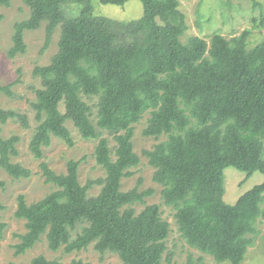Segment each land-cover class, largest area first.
<instances>
[{"label":"trees","instance_id":"1","mask_svg":"<svg viewBox=\"0 0 264 264\" xmlns=\"http://www.w3.org/2000/svg\"><path fill=\"white\" fill-rule=\"evenodd\" d=\"M99 1L123 6L128 0ZM10 2L0 0V5ZM23 2L29 14L13 25L9 57L25 51V30L45 22V49L60 25L57 51L48 64L32 71L41 87L31 102L37 124L29 151L41 158L52 137L71 146L65 125L70 120L82 138L97 139L94 157L105 175L80 184L79 160L69 159L60 173L42 161L44 181L55 189L31 203L17 196L14 215L25 221L26 231L14 244L15 254L44 235L52 251L70 253L93 243L100 254L116 253L119 264H162L169 225L160 206L133 207L153 189H121V179L132 175L130 168L140 161L133 150V124L149 111L142 134L166 137L142 154L154 167L163 202L175 209L180 236L216 262L241 264L258 233L257 219L264 221V182L228 204L223 171L233 167L246 176L264 174V39L249 47V31L244 30L231 38L214 32L208 40L191 36L182 41L187 27L178 0H140L142 14L126 21L95 14L91 0ZM65 4H74L75 12L65 14ZM0 92L16 96L11 84L0 85ZM8 119L29 125L25 113L0 107V123ZM102 131L112 136L113 149ZM18 141V135H0V167L15 179L31 174L12 161ZM94 184L100 190L89 196ZM4 185L0 180V188ZM78 224L83 226L72 238ZM5 227L0 221V237ZM170 256L167 252L168 262ZM30 264L59 262L39 254ZM184 264L205 262L188 255Z\"/></svg>","mask_w":264,"mask_h":264},{"label":"rangeland","instance_id":"2","mask_svg":"<svg viewBox=\"0 0 264 264\" xmlns=\"http://www.w3.org/2000/svg\"><path fill=\"white\" fill-rule=\"evenodd\" d=\"M178 8L185 15L186 30L181 36L182 41L188 37L199 36L209 39L211 34L219 32L226 38L239 35L248 30L247 46L252 47L264 39V0H178ZM95 14L106 15L110 18L126 21L137 18L142 14L140 0H128L123 6L102 4L99 0H91ZM76 10L74 4L63 5L66 14H72ZM0 85L11 84V90L16 96L10 97L0 92V107L23 112L28 117L27 128L21 126L16 120L8 119L0 123V135L9 137L18 135V155L12 157V161L19 162L30 169L31 174L27 178L15 179L8 175L0 167V180L5 185L0 188V203L4 206L0 210V221L6 224L0 237V264L13 262L16 264H30L33 257L42 254L47 259H56L59 264H70L72 259H80L89 264H119L120 259L116 253L105 251L100 254L90 243L86 248L70 253L63 252L62 248L52 251L47 247L44 235L32 248L22 254H15L14 244L19 242V235L25 233V221L16 218L14 211L17 206V196L23 194L27 203L35 202L47 193L55 189L51 183H46L42 175L40 163L45 161L55 172H65L66 163L69 159L79 160L78 181L84 184L88 179H97L105 175L104 169L96 162L94 148L97 139H84L70 120L65 122L69 129L73 144L67 145L63 140L52 137L51 143L43 147L41 158H35L29 151L28 144L37 124L35 112L31 102L35 100V89L41 87L40 78L33 75V68L37 65H46L57 51L60 25H57L45 49H42L45 39V22L33 30L24 31L26 45L23 53L14 57L7 55L11 46V35L15 22L28 17L29 9L23 0H11L8 6L0 5ZM63 108L60 103L61 110ZM149 111L143 113L141 119L133 124L132 143L133 150L140 156L139 163L131 167L132 175L121 179V189L127 190L134 186L138 190L153 189V193L144 199V203H136L133 207L136 211L141 210L147 204H158L161 217L169 225V234L165 239L166 252L163 254L162 264H184L188 255L193 257L202 256L205 264H231L229 260L216 262L209 254L189 246L180 236L177 222L174 216L175 209L166 205L161 197L162 186L154 178V167L148 163L146 156L142 154L144 149H150L154 144L163 140L166 135L159 137L144 136L143 128L147 124ZM102 136L109 141L113 149L115 141L105 131ZM225 192L223 200L232 204L237 197L256 184L264 182V174L253 172L249 176L243 171L233 167H226L223 171ZM100 185L94 184L87 192L89 196L99 192ZM264 207V203L261 205ZM83 224H78L71 232L72 238L80 231ZM258 233L254 237L253 244L247 248L241 264H264V221L259 217L256 222ZM171 253V262L166 259V253Z\"/></svg>","mask_w":264,"mask_h":264}]
</instances>
